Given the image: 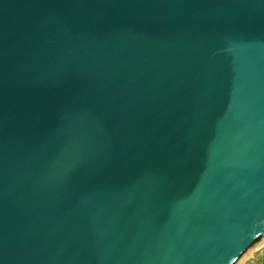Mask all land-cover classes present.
<instances>
[{
    "label": "water",
    "instance_id": "obj_1",
    "mask_svg": "<svg viewBox=\"0 0 264 264\" xmlns=\"http://www.w3.org/2000/svg\"><path fill=\"white\" fill-rule=\"evenodd\" d=\"M264 235V0H0V264H235Z\"/></svg>",
    "mask_w": 264,
    "mask_h": 264
},
{
    "label": "rangeland",
    "instance_id": "obj_2",
    "mask_svg": "<svg viewBox=\"0 0 264 264\" xmlns=\"http://www.w3.org/2000/svg\"><path fill=\"white\" fill-rule=\"evenodd\" d=\"M262 238L264 235L256 240L235 264H264V240Z\"/></svg>",
    "mask_w": 264,
    "mask_h": 264
},
{
    "label": "bare ground",
    "instance_id": "obj_3",
    "mask_svg": "<svg viewBox=\"0 0 264 264\" xmlns=\"http://www.w3.org/2000/svg\"><path fill=\"white\" fill-rule=\"evenodd\" d=\"M262 239L264 240V238H262ZM263 245H264V243H263ZM263 245H262V246H263Z\"/></svg>",
    "mask_w": 264,
    "mask_h": 264
}]
</instances>
